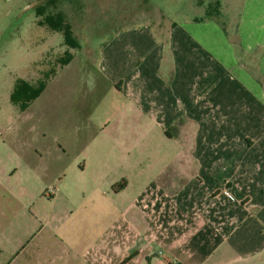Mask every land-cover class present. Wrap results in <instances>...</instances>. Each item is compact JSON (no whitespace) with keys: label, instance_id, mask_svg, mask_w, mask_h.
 <instances>
[{"label":"rangeland","instance_id":"1","mask_svg":"<svg viewBox=\"0 0 264 264\" xmlns=\"http://www.w3.org/2000/svg\"><path fill=\"white\" fill-rule=\"evenodd\" d=\"M241 8V0H0V264L157 261L135 250L148 213L135 200L180 145L116 128V88L101 61L117 29L151 19L212 18L235 40ZM58 15L81 45L65 67L63 33L40 24ZM43 80L27 111L13 104L19 81Z\"/></svg>","mask_w":264,"mask_h":264},{"label":"crops","instance_id":"2","mask_svg":"<svg viewBox=\"0 0 264 264\" xmlns=\"http://www.w3.org/2000/svg\"><path fill=\"white\" fill-rule=\"evenodd\" d=\"M241 1L235 40L216 19L160 18L105 49L116 128L180 145L135 200L149 264H264V0Z\"/></svg>","mask_w":264,"mask_h":264},{"label":"trees","instance_id":"3","mask_svg":"<svg viewBox=\"0 0 264 264\" xmlns=\"http://www.w3.org/2000/svg\"><path fill=\"white\" fill-rule=\"evenodd\" d=\"M219 12V9L216 10ZM42 16V13H39ZM41 25L48 27L53 32H62L65 39V46L69 48L62 58H60L59 64L61 67H65L71 63L74 57V52L81 49L79 41L73 36V30L71 27L64 23L61 16H49L45 17L43 21L40 22ZM57 71L51 73L56 75ZM50 77L47 78L49 80ZM47 80H43L37 86H33L30 83L19 81L15 87L12 102L21 111H27L31 104L38 99L45 90ZM257 80L263 83L262 78L257 76Z\"/></svg>","mask_w":264,"mask_h":264}]
</instances>
